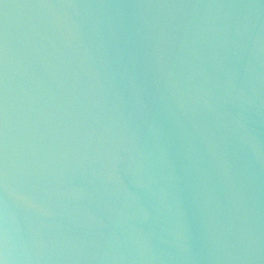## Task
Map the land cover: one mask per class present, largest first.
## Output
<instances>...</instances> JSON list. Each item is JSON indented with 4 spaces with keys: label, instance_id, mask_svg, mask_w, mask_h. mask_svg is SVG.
Here are the masks:
<instances>
[{
    "label": "water",
    "instance_id": "obj_1",
    "mask_svg": "<svg viewBox=\"0 0 264 264\" xmlns=\"http://www.w3.org/2000/svg\"><path fill=\"white\" fill-rule=\"evenodd\" d=\"M4 264H264V0H0Z\"/></svg>",
    "mask_w": 264,
    "mask_h": 264
},
{
    "label": "snow or ice",
    "instance_id": "obj_2",
    "mask_svg": "<svg viewBox=\"0 0 264 264\" xmlns=\"http://www.w3.org/2000/svg\"><path fill=\"white\" fill-rule=\"evenodd\" d=\"M0 264H4V262H3V260H2V259H0Z\"/></svg>",
    "mask_w": 264,
    "mask_h": 264
}]
</instances>
